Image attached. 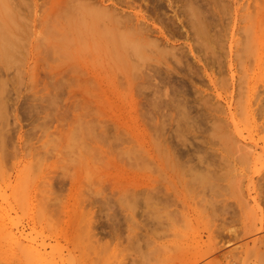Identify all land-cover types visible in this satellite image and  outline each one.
I'll list each match as a JSON object with an SVG mask.
<instances>
[{
	"label": "rangeland",
	"instance_id": "obj_1",
	"mask_svg": "<svg viewBox=\"0 0 264 264\" xmlns=\"http://www.w3.org/2000/svg\"><path fill=\"white\" fill-rule=\"evenodd\" d=\"M125 1L0 0V264H264V0Z\"/></svg>",
	"mask_w": 264,
	"mask_h": 264
},
{
	"label": "bare ground",
	"instance_id": "obj_2",
	"mask_svg": "<svg viewBox=\"0 0 264 264\" xmlns=\"http://www.w3.org/2000/svg\"><path fill=\"white\" fill-rule=\"evenodd\" d=\"M20 1L21 0H19V3H20ZM47 2V3H49L48 4V8L50 9V8H52V10L54 9L55 11H57V12H59L60 13V11L62 10V9H60V11H58L59 10V8L60 7H58V8H56L59 4H61V1L62 0H43V3L44 2ZM106 0H96V1H94V0H71L69 3H72V4H67L66 3V5L69 7V9H68V7H63L62 5V7H63V9L65 10V8H67V10H69V13H67V10H63L64 12H66L65 13V15L67 16L68 14H69V16H70V14H72V13H74V17L73 16H71L73 19L75 18V19H77L78 20V18H80V17H82V16H84V19L85 20H87V18L89 19L90 17V19H93V21L95 22V23H98V25H100V20H104V21H101L104 25H101V26H103V27H101L102 29L104 28V30L106 29H108L109 30V26H110V24H112L111 25V27L112 28H110L111 30H113V31H109V36L110 37H107L111 42H112V44L114 45V49L115 50H117V52H121V54L120 53H118V58H115L116 60H118V59H123V60H125V61H128V60H130V52H132L133 53V55H135V56H139V54H141V53H144L145 51H146V49H148L147 47L148 46H150V44H151V46L153 45V43L152 42H150V39H148L147 38V36H145L144 35V31L142 32V29L143 28H141L142 27V22H143V19H142V15L140 14V12H134V11H132L133 12V15L132 16H134V17H130V16H127V15H125L124 14V11H120L121 12V14L120 13H118V12H116V11H118V10H121V8L120 9H117V8H115V9H112V7H110L109 5V7L107 6V5H105V4H103L104 2H105ZM122 1V0H121ZM123 1H125V0H123ZM148 1L149 0H147V2L146 3H148ZM99 4H97V3ZM102 4H101V3ZM112 2V1H111ZM63 3V2H62ZM94 3H95V5H94ZM108 3V2H107ZM118 3H120V0H119V2ZM117 3V4H118ZM123 3V2H122ZM121 3V4H122ZM157 4H159V2H158V0H157V2H156ZM161 3V2H160ZM36 4V6H37V4L39 5V3H35ZM97 4V5H96ZM125 4L127 5V4H129V1H125ZM133 4V3H132ZM156 4V5H157ZM49 5H50V7H49ZM115 5V4H114ZM131 5V4H130ZM161 5V4H160ZM118 6V5H117ZM121 6V5H120ZM122 7V6H121ZM131 7V6H130ZM159 7V6H158ZM158 7H156L155 6V8H157L158 9ZM71 8L74 10L73 12H72V10H71ZM114 8V7H113ZM119 8V7H118ZM132 8V7H131ZM134 8V7H133ZM152 8V7H151ZM161 8V7H160ZM157 9H154L153 8V10H157ZM51 10V9H50ZM51 10V11H52ZM122 10H123V8H122ZM130 10V9H129ZM54 11V12H55ZM63 11H61V12H63ZM53 12V11H52ZM51 12V13H52ZM122 12H123V14H122ZM130 12V11H129ZM125 13H126V11H125ZM53 14H55V13H53ZM57 14V13H56ZM62 14V13H61ZM131 14V13H130ZM50 15V14H49ZM60 15V14H59ZM64 15V14H63ZM64 15V16H65ZM78 15V17H76ZM79 15H80V17H79ZM58 16V15H57ZM62 16V15H61ZM64 16H62V17H64ZM65 16V17H66ZM86 16H88V17H86ZM125 17V18H124ZM128 17V18H127ZM72 18L70 19V20H72ZM141 18V21L142 22H140L139 21V19ZM66 19V18H65ZM68 19V18H67ZM75 19H74V21H75ZM64 20V19H63ZM124 20V21H123ZM73 21V20H72ZM108 22H109V24H108ZM62 23V22H61ZM101 23V24H102ZM105 24H106V28H105ZM119 24H121V26L124 28H122L121 30H122V33L120 32V29L118 28V26H119ZM114 25H115V27H117L118 28V30L116 29V28H114ZM100 27L98 28V29H100ZM98 29L96 30L97 32H98ZM134 29V32L133 33H131L132 32V30ZM115 30H117V31H115ZM99 31H101V30H99ZM103 31V30H102ZM101 31V32H102ZM112 33V35L114 34V36H111L110 34ZM116 32V33H115ZM131 33V34H130ZM102 34V33H101ZM104 34H105V32H104ZM104 34H102V36L104 35ZM108 34H107V36H108ZM78 36V35H77ZM103 38V37H102ZM102 40V39H101ZM104 40V39H103ZM99 41V40H98ZM104 43H105V40H104ZM106 45V44H105ZM107 46V45H106ZM110 46V45H109ZM154 46V45H153ZM144 51V52H143ZM114 59V60H115ZM195 259V258H194ZM196 260V259H195ZM198 261V260H197Z\"/></svg>",
	"mask_w": 264,
	"mask_h": 264
}]
</instances>
